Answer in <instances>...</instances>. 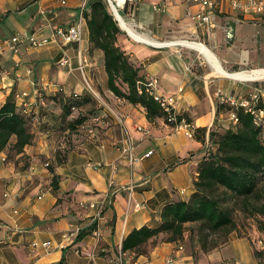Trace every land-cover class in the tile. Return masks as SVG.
<instances>
[{
  "label": "crops",
  "instance_id": "0c3cea01",
  "mask_svg": "<svg viewBox=\"0 0 264 264\" xmlns=\"http://www.w3.org/2000/svg\"><path fill=\"white\" fill-rule=\"evenodd\" d=\"M90 1L0 0V67L9 70L0 80V108L12 95L30 109L45 96L48 101L72 93L95 98L85 76L99 89L102 107L101 118L92 125L96 128L83 131L66 160L53 164V172L46 164L55 155L60 133V108L53 102L54 113L45 112L33 128V144L20 153L12 146L0 151V264H114L120 256L125 264H165L169 258L182 264H231L221 254L228 243L209 252L201 248L193 252L187 248V235L181 243L160 240L141 255L123 253L122 246L134 229L157 227L164 206L195 193L193 181L205 142L211 130L224 126L216 91L238 96L253 90L248 84L246 89L238 87L237 83H245L241 79L216 74L204 55L179 41L207 46L226 72L264 68V14L235 8L234 1L246 0H214L208 28L194 19L206 10L195 0H134L117 9L143 36L168 42L138 41L125 30L118 35V44L142 64L147 80L157 79V93L172 98L175 111L197 127L195 137L188 138L163 117L150 121L142 106L108 90L104 54L92 48L84 17ZM80 24L81 42L54 37L56 27ZM17 36L20 39L13 41ZM32 36L46 43L32 47ZM232 50L239 59L229 57ZM66 58L72 69L62 65ZM151 150L154 153L144 157ZM130 154L138 160L131 162ZM138 204L144 207L137 210ZM99 209L102 215L96 219ZM76 226L85 235L65 240L63 235ZM34 241H50L51 247L33 248ZM251 251L250 264H264V252Z\"/></svg>",
  "mask_w": 264,
  "mask_h": 264
},
{
  "label": "trees",
  "instance_id": "16d2710c",
  "mask_svg": "<svg viewBox=\"0 0 264 264\" xmlns=\"http://www.w3.org/2000/svg\"><path fill=\"white\" fill-rule=\"evenodd\" d=\"M84 17L92 48L104 54L108 90L132 105L142 106L150 121L163 117L161 107L145 90L147 78L142 64L133 60L118 44V35L123 31L108 1L91 0ZM97 101L93 97L81 98L77 93L57 95L49 101L45 96L34 108L26 110L13 95L10 96L0 108V151L12 146L16 153H20L27 145L33 144V128L45 116V112L51 111L53 102L60 108L58 147L54 157L46 163L53 172V164L63 163L76 148V141L83 131L101 118L99 111L102 107ZM222 107L227 109L226 114L232 110L230 106L220 105V109ZM234 110L238 123L231 124L224 132L211 130L205 142L193 181L195 193L188 200H178L164 206L157 227L145 225L134 229L123 242V253L145 254L144 247L151 242L156 245L162 235L168 236L165 242L181 243L186 235L193 236L191 230L187 229L188 224L198 225V241L204 252L228 243L227 238L235 229L228 202L232 199L248 202L255 195L259 182L264 179V125H256L253 116L243 108ZM52 188H58L56 175ZM256 211L264 214V204ZM213 234L224 237L211 242L209 239ZM84 235L85 232L81 231L78 238Z\"/></svg>",
  "mask_w": 264,
  "mask_h": 264
},
{
  "label": "built area",
  "instance_id": "2783aa9c",
  "mask_svg": "<svg viewBox=\"0 0 264 264\" xmlns=\"http://www.w3.org/2000/svg\"><path fill=\"white\" fill-rule=\"evenodd\" d=\"M113 2V4L116 6L118 10H122L125 8L126 4L129 2H132L134 0H124L121 5L117 4V1L115 0H110ZM196 2L200 3L206 10L204 13L198 14L194 16V19L196 20L197 23L200 25H206L208 28L211 26V20H210V12L209 10L214 7V0H195ZM66 1H63L65 3ZM234 6L235 8L239 7L245 12H251L256 15H262L264 14V0H246V2H238L234 1ZM54 37L63 40L64 42H72V41H77L81 42L82 40V28L81 24L78 26H71L68 29H64L61 27H56L54 30ZM20 39L18 36L13 38L14 40ZM31 41V46L32 47H40L46 41H40L37 40L35 37H30ZM5 45L10 46L11 42L10 40H6L4 42ZM2 44H0L1 47ZM81 55V53H80ZM62 65H68L72 69V65L68 58L62 60ZM84 63V62H83ZM82 62L80 63V69L84 72L85 66ZM248 71V70H243L241 72ZM240 72V71H239ZM9 74V70L0 67V80ZM85 80L87 83L88 88L92 91L93 94L97 93L93 89L91 82L89 79L85 76ZM245 83H259L261 81H264V79H258L254 81H247V80H241ZM157 84L158 81L156 78L147 80L145 83V90L148 93V95L152 96L154 101L157 102V104L161 107L163 113H164V121L165 123L172 127L173 130L175 131H182L188 138H194L196 133H197V127L194 125L192 121L188 119V117L184 114H178L175 111L174 107V100L172 98H168L165 96H162L157 93ZM22 95H26L23 93ZM216 98L219 101V104L221 106H230L232 110L229 112V119L232 121V124H237L238 123V117L236 114V111L234 109L238 108H243L246 113H250L253 118H254V123L258 126L264 125V84H260L259 86H254L253 90L251 93L248 95L245 94H239L238 96H229L224 93L222 89L216 91L215 93ZM26 107V110L29 109V105L26 104L24 105ZM98 120V119H96ZM139 131H143L142 127L137 128ZM154 153L153 150L147 152L144 157H149ZM130 161L134 162L138 160L137 157L133 156L130 154ZM130 192H133V186L131 185L129 187ZM91 208L95 207L94 203L90 204ZM144 207L143 204H138L137 205V210ZM102 215V210L99 209L98 212L96 213V219H100ZM80 227L76 226L75 228L67 231L63 236L64 239L67 241H70L74 238H76L80 234ZM254 247L256 250L260 252H264V229L259 231L257 233V236L253 238L252 241ZM33 248H38L39 246H42L46 249H49L51 247V242L50 241H44V242H38L34 241L32 243ZM61 248H64V244H60ZM180 249H182V245L180 246ZM114 264H125L123 256H120L119 258L116 259ZM165 264H182L180 260L176 258H169L166 260Z\"/></svg>",
  "mask_w": 264,
  "mask_h": 264
},
{
  "label": "rangeland",
  "instance_id": "374dc122",
  "mask_svg": "<svg viewBox=\"0 0 264 264\" xmlns=\"http://www.w3.org/2000/svg\"><path fill=\"white\" fill-rule=\"evenodd\" d=\"M125 34L127 35L126 31ZM216 40H219L218 36L216 37ZM262 40L264 43V34L262 36ZM217 46H220V44H218ZM229 57L232 59L240 58L234 50L229 53ZM247 84L252 85L254 87L255 85L259 86L260 84H264V81H261L259 83H237V86L246 89L247 87H249ZM91 85L93 86V83H91ZM93 89L97 93V95L95 94V98L96 100H98L97 102H99V100L101 99L99 89L97 87H94ZM90 92L92 93L91 90ZM220 110L225 114V119L223 121L224 126H221L222 132H224L232 124V121L229 119V114H226L227 109L225 107H222ZM262 204H264V179L259 182L255 195L249 198L248 202L245 203V201L241 199H232L228 202V206L232 212V217L235 222V229L229 234L227 238L228 244L222 249L221 254H223L227 259H229L231 264L251 263V259L253 258V253H251V249L253 248V250H255L252 245V240L255 236H257V233L264 228V214H261L256 211V208L261 206ZM187 229L191 230V232L193 233V236L187 235V248H192V251L196 252L197 248H201V244L198 241L200 229L198 225L195 224H188ZM223 237L224 236L222 234H213L209 240L211 242L214 240L220 241L223 239ZM167 238L168 236L164 235L163 237L158 238L155 244H157L160 240L164 241ZM153 245L154 242H151L147 246H145V253L148 252L149 248ZM222 264L227 263H225L224 261Z\"/></svg>",
  "mask_w": 264,
  "mask_h": 264
},
{
  "label": "bare ground",
  "instance_id": "6f19581e",
  "mask_svg": "<svg viewBox=\"0 0 264 264\" xmlns=\"http://www.w3.org/2000/svg\"><path fill=\"white\" fill-rule=\"evenodd\" d=\"M117 1V4L121 5L124 0H115ZM120 20V25L121 27L130 35L135 40L142 41V42H148V43H153L155 45H165L168 44V42H158L155 40H151L146 36H143L139 32H137L133 26L128 23L122 16L119 17ZM167 40V39H165ZM179 43L183 44L184 46L195 49L199 51L204 57L210 62V64L213 66L214 72L216 74H222L227 77H230L232 79H241V80H247V81H254L258 79H264V68H259V69H253L250 71H244V72H226L223 70L221 67V64L217 57L212 53V51L205 45L196 43V42H191V41H186V40H180ZM221 76V75H220Z\"/></svg>",
  "mask_w": 264,
  "mask_h": 264
},
{
  "label": "water",
  "instance_id": "95a60500",
  "mask_svg": "<svg viewBox=\"0 0 264 264\" xmlns=\"http://www.w3.org/2000/svg\"><path fill=\"white\" fill-rule=\"evenodd\" d=\"M108 2H109V5H110V7H111V9H112V11H113V14H114V16H115V19L118 21V23H119V25H120V20H119V17H121L120 13L118 12L116 6L113 4L112 1L108 0ZM120 28H121L122 30H124V29L121 27V25H120ZM228 36H229L230 38H232V36H233V34H232V30H230V31L228 32Z\"/></svg>",
  "mask_w": 264,
  "mask_h": 264
}]
</instances>
